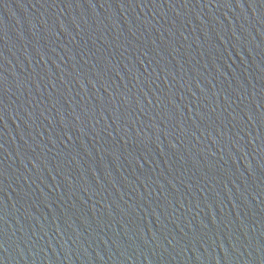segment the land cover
Wrapping results in <instances>:
<instances>
[{
    "label": "water",
    "instance_id": "95a60500",
    "mask_svg": "<svg viewBox=\"0 0 264 264\" xmlns=\"http://www.w3.org/2000/svg\"><path fill=\"white\" fill-rule=\"evenodd\" d=\"M0 264H264V0H0Z\"/></svg>",
    "mask_w": 264,
    "mask_h": 264
}]
</instances>
